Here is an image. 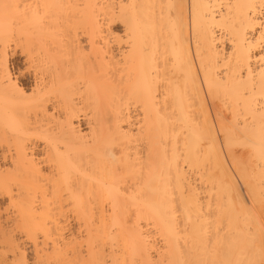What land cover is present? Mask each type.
Masks as SVG:
<instances>
[{
    "label": "bare ground",
    "instance_id": "1",
    "mask_svg": "<svg viewBox=\"0 0 264 264\" xmlns=\"http://www.w3.org/2000/svg\"><path fill=\"white\" fill-rule=\"evenodd\" d=\"M1 200L8 264H259L264 0H0Z\"/></svg>",
    "mask_w": 264,
    "mask_h": 264
},
{
    "label": "rangeland",
    "instance_id": "2",
    "mask_svg": "<svg viewBox=\"0 0 264 264\" xmlns=\"http://www.w3.org/2000/svg\"><path fill=\"white\" fill-rule=\"evenodd\" d=\"M116 29L118 28V29H120L121 30V27H120V24L119 25H116V26H114ZM8 59H9V62H10V67L11 68H15L16 69V67H23L24 66V61H23V56H21L19 53H15V52H13V50H12V48H10L9 50H8ZM23 61V62H22ZM19 62V63H18ZM27 82H28V80H26ZM4 201V202H3ZM1 203H0V215H2L1 217L3 218V220H2V218H1V221L3 222V225L5 226V230H7V228L9 229L12 225V222H10L13 218H14V216L16 217V215L15 214H17V212H16V210H15V208L13 207V206H11V205H9L8 203H7V201H5V200H1L0 201ZM254 209L256 210L257 209V206H255L254 205ZM16 212L15 214L13 213V212ZM257 214H258V212H259V214L258 215H261V214H263L262 213V211L258 208L257 210ZM261 213V214H260ZM73 217H72V216ZM264 214L262 215V217H260L261 219H263L264 217ZM8 218V219H6V218ZM68 217H70L69 218V222H68V224H69V230H68V232H65V233H67V234H69V233H78L79 232V230H78V232H76L77 231V227H79V226H77L78 225V223H76L77 221V219H75L74 217V215H73V213H71V212H69V216ZM72 217V218H71ZM12 218V219H11ZM6 221V223H5V221ZM264 221V220H263ZM10 223V224H9ZM9 226V227H8ZM75 227V228H74ZM78 229H80V228H78ZM81 229H82V227H81ZM17 231H14L15 233V236L16 237H18V240H22L23 242H24V245H25V247L27 248V255H28V258H29V260H31V261H33V257H35L36 256V253H34L35 252V249H34V247H33V245L31 244V242H29V239L27 238V235H25V233L22 231V233H21V231L18 233V231H19V229H16ZM18 233V234H17ZM44 233H42L41 234V232H39V234L37 235V236H39L38 238L41 240V239H43V235ZM28 239V240H27ZM22 241H20V242H22ZM50 242H51V240H50ZM49 242V243H50ZM50 246V245H49ZM34 255H33V254ZM30 254H31V256H30ZM32 257V258H31ZM4 264H8L7 262H4Z\"/></svg>",
    "mask_w": 264,
    "mask_h": 264
},
{
    "label": "snow or ice",
    "instance_id": "3",
    "mask_svg": "<svg viewBox=\"0 0 264 264\" xmlns=\"http://www.w3.org/2000/svg\"><path fill=\"white\" fill-rule=\"evenodd\" d=\"M0 264H4V262H0ZM16 264H26V262L23 260H20V261L16 262ZM259 264H264V259H261L259 261Z\"/></svg>",
    "mask_w": 264,
    "mask_h": 264
}]
</instances>
